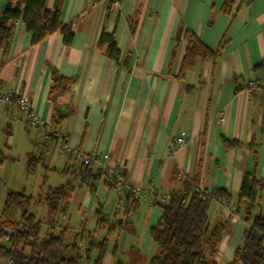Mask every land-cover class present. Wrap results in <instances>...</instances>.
Listing matches in <instances>:
<instances>
[{
	"label": "crops",
	"instance_id": "1",
	"mask_svg": "<svg viewBox=\"0 0 264 264\" xmlns=\"http://www.w3.org/2000/svg\"><path fill=\"white\" fill-rule=\"evenodd\" d=\"M94 1L46 0L49 10L59 5L62 23L73 30L70 46H64L60 32L31 46L19 19L0 66V134L4 126L10 131L21 125L40 132L18 107L16 97L25 95L34 114L48 129L64 132L70 146L111 157L109 170L93 162L87 172L98 176L86 173L82 179L75 172L81 164L66 154L62 172L71 175L66 183L76 187L65 218L58 220L49 211L43 236L64 229L67 243L81 238L82 250L89 236L106 239L104 264H147L159 252L149 233L162 213L157 202L191 182L212 193L224 189L232 194L225 203L212 199L209 207L211 224L225 225L213 260L229 264L246 227L235 213L241 177L253 171L264 183V88L257 81L252 91L247 89L253 67L264 58V0H235L229 14L221 10L223 0H120L116 16L105 0ZM5 6L6 0H0V10ZM184 29L210 50L224 37L228 41L214 63L197 61L178 78ZM102 31L114 34L118 60L97 48ZM50 67L76 79L63 98L75 111L59 126L51 122L47 97ZM254 74L262 80V73ZM177 136L185 143L170 154L168 142ZM48 143L27 156L52 159L57 144ZM113 167L124 170L131 186L153 188L154 196L138 198L127 212L125 192L111 184ZM258 202L257 212L264 215V187ZM99 209L107 216L101 227L94 215ZM97 253L91 249L90 262ZM0 264L7 259L0 258Z\"/></svg>",
	"mask_w": 264,
	"mask_h": 264
},
{
	"label": "trees",
	"instance_id": "2",
	"mask_svg": "<svg viewBox=\"0 0 264 264\" xmlns=\"http://www.w3.org/2000/svg\"><path fill=\"white\" fill-rule=\"evenodd\" d=\"M234 2L235 0H223L222 12L229 14ZM249 2L251 0H248ZM19 19L23 21L31 35V46L37 45L56 32L62 34L65 47H69L72 42L73 30L69 25L62 23L59 5L49 10L46 7V0H6V6L0 10V66L4 63L14 25ZM128 26L132 30L133 20L128 21ZM183 41L185 52L178 78L183 77L186 71L192 70L197 61L214 63L228 38L224 37L215 50H210L192 31L184 29ZM97 48L105 49V54L109 58L118 60L120 53L113 33L107 34L102 31ZM50 69L47 97L52 103L51 122L54 126H59L75 111L63 98L71 90L76 79L61 75L52 67ZM258 72L263 74L264 79V58L253 67V73ZM223 140L228 145L242 144L236 140ZM255 159L254 151V162ZM40 163L42 164L39 156L29 153L26 162L27 172L33 174ZM88 166L81 164L75 172L81 175L82 179L86 173L95 179L98 174L87 172ZM123 173L125 175L124 170ZM194 186L191 182H186L182 189L169 192L165 202H157L162 213L158 221L150 226L149 233L159 252L152 256L147 264H216L213 257L218 250L225 225L211 224L209 207L212 199L225 203L232 194L227 190L217 189L212 195L200 198L193 190ZM75 187V184L68 182L47 190L44 202L51 216H58V220L67 216ZM263 187V181L257 179L253 171L242 175L236 194L235 213L242 216L246 227L229 264H264L262 245L264 215L257 212L258 198ZM125 197L126 211H133L137 198L130 192L125 193ZM32 200L33 197L23 191L7 192L0 209V258L7 259V264H104L106 239L98 242L89 236L86 248L82 250L81 238H75L73 242L67 243L64 229L57 235L50 231L43 236L42 222L29 211ZM94 215H97L101 227L107 216L100 209L94 211ZM49 222L54 224L53 219ZM94 247L98 249V253L90 262L91 249Z\"/></svg>",
	"mask_w": 264,
	"mask_h": 264
},
{
	"label": "rangeland",
	"instance_id": "3",
	"mask_svg": "<svg viewBox=\"0 0 264 264\" xmlns=\"http://www.w3.org/2000/svg\"><path fill=\"white\" fill-rule=\"evenodd\" d=\"M10 127L9 131L4 126L0 134V209L7 192L23 191L33 197L29 211L44 223L49 215V209L44 202L48 188L71 181V175L62 172L63 164L60 162H67L68 158L59 145L55 144L53 158H47L36 166L33 174H29L26 169L27 152L49 143H39L40 132L37 133L33 127ZM91 218L93 220V215Z\"/></svg>",
	"mask_w": 264,
	"mask_h": 264
},
{
	"label": "built area",
	"instance_id": "4",
	"mask_svg": "<svg viewBox=\"0 0 264 264\" xmlns=\"http://www.w3.org/2000/svg\"><path fill=\"white\" fill-rule=\"evenodd\" d=\"M109 5V12L111 16H116L119 11L120 0H105ZM95 1L92 0L90 5H94ZM253 73V72H252ZM254 77L248 84V90L252 91L255 87V82L260 81L261 86L264 88V79H259L257 75L253 73ZM11 95V94H9ZM0 97L2 95L0 94ZM18 107L21 111L28 114L29 122L36 126L39 131V143H54L59 145L60 150L67 155L74 157L76 161L83 165H90L93 162H98L100 166L106 170H109V164L111 157L107 153L97 154L95 152L85 153L76 147H72L67 143L66 135L60 129H48L45 123L40 120L32 111L30 100L25 95H19L16 97ZM185 143V138L183 136H177L168 142V149L170 154H173L177 148L181 147ZM112 184L115 189L122 190L127 193L130 192L134 198H147L150 199L154 196L155 192L153 188L147 190H141L140 188L131 186L123 170L120 167H113L110 169ZM193 190L198 194L200 198H205L212 195V192L204 190L201 186L195 185ZM168 195H162L160 197L161 202H165Z\"/></svg>",
	"mask_w": 264,
	"mask_h": 264
}]
</instances>
